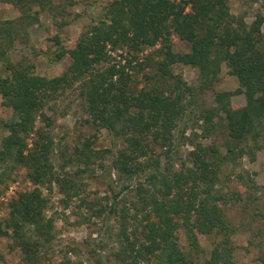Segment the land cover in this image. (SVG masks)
<instances>
[{
	"label": "trees",
	"instance_id": "16d2710c",
	"mask_svg": "<svg viewBox=\"0 0 264 264\" xmlns=\"http://www.w3.org/2000/svg\"><path fill=\"white\" fill-rule=\"evenodd\" d=\"M104 12L105 19L92 22L70 48L61 46L59 36H55L54 41L61 46L57 57L65 54L71 57L70 66L61 75L41 76L34 72L33 65L17 67L3 58V64L10 72L7 77H0V94L5 104L14 108L15 115L4 124L7 134L1 140L0 181L8 171L21 165L35 183L55 180L63 192L79 194L78 185L82 180L78 176L53 171V139L49 133L36 129L38 139L31 149H27L26 137L35 129L36 114L51 125L50 116L44 114L43 107L53 95L75 80L86 78L83 83L86 112L113 137H123L126 142L125 148L111 154L109 170L101 176L112 192L109 214L118 216V199L130 186L127 184L116 190V181L142 175L141 180L157 186L148 198L142 196L145 193L143 181L138 190L143 206L140 210L136 207L133 218L138 220L141 212V225L142 220H146L142 240H134L126 233L128 219L125 211L120 214L121 244L115 252L116 260L122 264H227L232 255L229 238L215 242L211 257L204 262L195 252L192 256L185 253L178 243L176 231L182 227L193 247L197 246L198 233L229 236L233 227L219 204L222 196L210 193L214 186L212 179L220 170L216 165L220 160L209 159L218 154L215 146L197 143L187 156L191 167L173 168L178 146L173 147L172 131L180 119L186 118L195 91L181 78L175 79L171 66L175 63L197 66L207 86L217 78L221 63H227L239 86L234 92L216 94L219 109L225 113L230 138L224 144L227 152L223 153V161L237 164L244 156L255 161L253 148L264 149V42L260 35L264 18L258 14L248 25L229 12L226 0H112ZM174 34L190 44L188 51L173 50ZM108 46L112 50L127 47L135 53L153 47L148 63L152 62L158 77L175 79L179 90L173 96L152 85L133 94L127 87L129 76L125 74V67L110 64L105 70L96 68L110 60ZM234 93L244 95L243 106L234 108L231 105L229 99ZM132 108L137 110L132 112ZM215 114L217 112L212 109L205 110L206 125L208 122L213 127L216 125ZM184 133L185 128H181L177 142ZM157 139H162V145L169 142L165 150L168 161L164 165L160 154L154 155L151 144ZM104 155L101 150H92L89 141L76 147V157L83 160L85 167L94 162L93 157ZM69 160L68 164L71 163ZM111 169L116 170L117 180L112 179ZM237 176L241 180L246 178L245 174L238 173ZM249 181L252 184L244 187L248 189V195L254 196L255 190L251 188L257 184L253 178ZM202 183L210 186L201 188ZM45 206L39 188L20 192L9 203L5 226L11 231L14 246L28 264H38L39 250L51 240L52 222L45 218ZM152 214L156 220L151 219ZM97 261H102L100 254Z\"/></svg>",
	"mask_w": 264,
	"mask_h": 264
},
{
	"label": "rangeland",
	"instance_id": "374dc122",
	"mask_svg": "<svg viewBox=\"0 0 264 264\" xmlns=\"http://www.w3.org/2000/svg\"><path fill=\"white\" fill-rule=\"evenodd\" d=\"M110 1L112 0H0V77L5 78L10 72L3 64V58L9 59L17 67L33 65L34 72L41 76L51 78L63 74L71 64V57L69 54L57 57L61 46L72 47L92 22L105 19V6ZM226 1L229 12L242 18L248 25L258 14L264 18V0ZM260 32L264 42V21ZM55 36H59L61 46L54 41ZM172 38L174 51L190 49V44L176 34L172 35ZM153 49L149 47L135 53L127 47L112 50L108 46L110 60L102 62L96 68L105 70L110 64L125 67V74L129 76L127 87L133 94L156 85L159 91L174 96L179 90L176 89L175 81L178 78L195 91L186 118L180 119L172 131L173 147L178 146L177 152L174 153L173 168L179 170L185 165L191 167L187 156L197 143L215 146L218 154H213L209 159L213 162L220 160L216 163L220 170L216 174L217 177L212 179V190L209 189L211 194L222 196L219 204L230 219L233 233L219 237L198 233L197 246L193 247L191 239L182 227L176 231L181 249L191 256L196 253L197 258L204 262L211 257L215 242L229 238L232 255L227 264H264V149L253 148L255 161H251L248 156L240 158L237 164L233 161H223V153L227 152L224 144L230 138L225 113L219 109L216 94L222 91L234 92L239 86L237 77L231 75L227 63L222 62L217 78L207 86L204 85L197 66L183 63L171 66L173 74L176 75L175 79L160 78L152 62L148 63ZM147 75L153 78L148 79ZM85 80L86 78H79L53 95L43 107L44 114L50 116L51 125L47 124L44 117L36 114L35 129L26 137L27 149H31L38 139L36 129L41 128L45 134L49 133L53 139V171L57 174L68 172L71 176H78L82 180V184L78 185L79 194L63 192L55 180L37 184L28 175V170L21 165H16L12 171H8L0 181V264H28L20 250L14 246L11 231H7L5 221L9 216L11 199L20 192L35 188H39L46 201L45 218L52 222L51 240L39 250L38 264H122L115 258V252L121 244L122 211H125V217L128 219L126 233L134 240L143 239L142 230L146 220H142L141 225V212L138 213V220L133 216L137 208L140 210L143 206L142 196L148 198L157 186L141 180L142 175L131 180L116 181V190L127 184L130 186L118 199V216L109 214L112 192L101 176L109 170L111 154L125 148L126 142L123 137H113L86 112L83 93ZM229 100L234 108L241 107L246 102L244 95L235 93ZM207 109L217 112L213 115L217 126L213 127L211 122L206 125L204 115ZM134 110L137 108H132V112ZM14 115V108L6 105L0 94V148L2 138L7 134L4 124ZM181 128H185V133L177 142ZM87 141L92 150H101L105 155L93 157L94 162L85 167L83 160L76 157V147H82ZM161 141L162 139L153 140L151 144L154 155L160 154L161 164L164 165L168 161L165 150L169 142L167 141L168 145H162ZM68 159L71 160L69 164ZM111 172L112 179L117 180L116 170L111 169ZM238 173L245 174L246 178L241 180L237 176ZM250 178L257 184L251 188L255 190L254 196L248 195V189L244 187L246 184H252ZM142 181L145 193L139 196L138 190ZM207 186L210 184L202 183L201 188H208ZM83 199L86 200L84 204ZM151 219L156 220L157 217L152 214ZM98 254L101 255V262L97 261Z\"/></svg>",
	"mask_w": 264,
	"mask_h": 264
}]
</instances>
